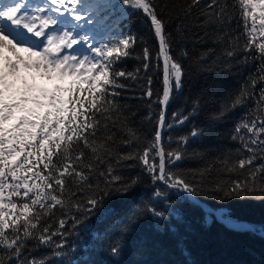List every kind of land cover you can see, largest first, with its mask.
<instances>
[{"label": "snow or ice", "instance_id": "6c2138e0", "mask_svg": "<svg viewBox=\"0 0 264 264\" xmlns=\"http://www.w3.org/2000/svg\"><path fill=\"white\" fill-rule=\"evenodd\" d=\"M195 9L199 15H194ZM233 10L243 24L240 34L232 28ZM134 13L142 16L157 42L154 56L134 33L116 30ZM101 31L107 33L106 42H95ZM257 36L264 38V0H186L171 6L157 0H0V264H51L33 254L41 248L51 249L58 264H81L76 253H88L107 241L105 231H93L87 223L97 212H102L100 219L111 218L117 231L106 248L117 264L144 213L153 234L174 239L176 250L186 258L190 212L202 213L205 223L215 219L231 230L264 238V222L242 220L229 208L201 206L198 201L184 209L160 188L154 189L152 199L163 207H105L113 201L126 204L140 185V175L121 174L133 167L152 184L162 182L180 193V203L198 194L219 204L264 201V39L258 41ZM77 44L91 54L60 55ZM198 46L203 50L193 56ZM122 58L141 65L126 72L116 67ZM153 60L163 87L152 101L160 111L157 130L148 140L136 126L137 113L115 97L120 95L116 89L127 87L121 77L136 80L141 71H149ZM235 65L251 67L211 119L219 121L229 112L246 109L232 129L231 139L239 147L235 156L224 153L188 180L181 172L188 158L186 146L204 130L194 126L176 139L175 148L170 146L172 137L165 147L162 131L195 117L200 97L185 101L191 109H178L171 123L166 120L167 107L182 96L190 67L224 72ZM33 71L40 79L59 83L48 88L37 84L35 75L30 82L24 73ZM147 83L151 85L150 77ZM84 93L87 96L81 98ZM144 95L153 96L151 87ZM148 107L145 119L151 120V104ZM69 220L71 232L66 227ZM73 233L77 239L65 251L66 237ZM148 242L142 237L137 251ZM83 264L93 262L86 257Z\"/></svg>", "mask_w": 264, "mask_h": 264}, {"label": "trees", "instance_id": "16d2710c", "mask_svg": "<svg viewBox=\"0 0 264 264\" xmlns=\"http://www.w3.org/2000/svg\"><path fill=\"white\" fill-rule=\"evenodd\" d=\"M185 2L186 0H157L158 4L168 3L170 6L182 5ZM171 11L172 9L170 8L169 12ZM199 11V9H195L194 15H199ZM233 16L235 20L233 21L232 28L236 34H240L244 29L243 24L238 23L241 19L238 11L233 10ZM257 28H259V25H257ZM116 30H122L124 34L134 33L146 42L153 56L155 55L157 42L151 37L148 26L143 22L140 14L134 13L131 16L130 22L128 20H122L117 25ZM106 35L107 33L105 32H98L95 42H106ZM257 39L259 41L264 38L257 36ZM243 41L244 37L241 36V43ZM92 42L94 41H90V43ZM139 50L140 43L138 41L137 51ZM202 50L203 47L198 46L193 51V56L198 55ZM140 65L141 62L138 60L122 58L116 67L126 72H133ZM152 65L147 73L141 71L136 80L121 77L120 82L127 85V87L116 89L120 95L115 97L118 103L131 106L137 113L136 126L140 130L141 137L148 140H151L152 134L157 130L156 119L160 111V106L152 103V101L156 99L157 93L163 87L162 73L154 67V60ZM250 67L251 65L246 69L243 65H235L231 71L224 72H221L219 69L198 71L194 67L189 68V75L185 81L183 94L179 100L170 102L168 105L166 120L168 123H171L172 114L178 109H182L187 113L191 109V104L185 103V101H190L197 96L200 97V111L184 125L174 126L171 129L165 128L162 131L165 147H169L168 137H172L173 142L170 146L175 148L177 146L175 143L176 139L180 136L187 135L194 126L204 130L199 138L191 139L186 146L188 158L181 165V172L185 175L186 179L192 180V172L204 169L209 164L214 163L224 153L232 152L235 156V149L239 147V143L231 139L232 129L245 115L246 109L238 108L234 112L227 113L225 118L219 121H213L211 117L219 111L225 96L229 92L234 91L238 84L242 83L243 79L248 75ZM149 77L151 78V85L147 83ZM55 83H59V81L52 83V86ZM148 87H151L153 92L151 98L144 95ZM85 96H87V93L82 94L81 98ZM149 104H151V120L145 119L150 112ZM128 163L133 162L129 161ZM121 174L125 178L140 175L141 183L129 195L126 204L113 201L106 204V208L116 207L118 211L121 208L128 211L134 205H138L141 209H143L145 204L163 207L162 204L152 199V193L156 188L167 190L170 201L178 207L188 209L189 205L195 201L193 197L192 200H185L182 203L178 202L177 198L181 195L180 193H177L173 189H166V186L162 182L152 184L149 177L146 174H142L138 167L124 168ZM213 175H216V173L214 172ZM203 187L206 188L207 186L205 185ZM195 198L207 204L201 205L199 203L201 206L226 207L231 209L234 217L256 223L264 222V201L262 200L237 199L228 201L225 204H219L205 194H198ZM60 216L61 214L57 213V218H60ZM101 216L102 212H97L87 223L93 226V231H105L107 233V241L88 253H76L75 258L80 260L81 264H83L86 257L93 264H106V262L107 264H117L115 259L106 251L107 242L117 235V231L115 226L112 225L111 218L100 219ZM190 218L191 230L187 233L186 240L190 256L187 258L181 256L176 250L174 239L167 235L156 236L153 234L151 222L147 213H144L138 223L136 232L129 237L127 248L118 264H176L177 261L182 262L185 259L191 260L192 264H264V238L258 235L231 230L215 219L210 223H205L202 213L199 211L190 212ZM66 227L70 232L72 231L71 220L68 221ZM142 237H148L149 242L141 251H137L138 241ZM66 239L65 251H69L70 246L73 245L77 237L73 233V235L67 236ZM33 254L37 255V257L43 256L51 264H58L51 249L41 248Z\"/></svg>", "mask_w": 264, "mask_h": 264}, {"label": "rangeland", "instance_id": "374dc122", "mask_svg": "<svg viewBox=\"0 0 264 264\" xmlns=\"http://www.w3.org/2000/svg\"><path fill=\"white\" fill-rule=\"evenodd\" d=\"M35 1H38V2H39V0H34V2H35ZM84 48L86 49V45L84 46ZM68 50H69V49H66L64 52H62L61 55L68 54V55H77V56L79 57L81 54H91L90 52H87V51L82 50V49H81V45H79V44H77V45H73V48L69 50L70 53H67ZM74 50H75V51H74ZM36 74H37V73H36L35 71H33V72H31V73H28V72H25V73H24V75H26V76L29 77L30 82H31V75L33 76V75H36ZM37 76H39V75L37 74ZM37 76H36V77H37ZM45 81L47 82L46 87H48V88L53 87V86H52V83L55 82V81H48V80H46V79H45ZM35 82H36V81H35ZM36 83H37V82H36Z\"/></svg>", "mask_w": 264, "mask_h": 264}, {"label": "bare ground", "instance_id": "6f19581e", "mask_svg": "<svg viewBox=\"0 0 264 264\" xmlns=\"http://www.w3.org/2000/svg\"><path fill=\"white\" fill-rule=\"evenodd\" d=\"M36 2H38V1H36ZM70 50V49H69ZM67 51V53H70V51ZM60 55H61V53H60ZM32 76V75H31ZM35 76H37V74L35 75ZM36 82H37V84H39V85H43V86H46L47 85V82L45 81V79H40V77L39 76H37V78H36Z\"/></svg>", "mask_w": 264, "mask_h": 264}, {"label": "water", "instance_id": "95a60500", "mask_svg": "<svg viewBox=\"0 0 264 264\" xmlns=\"http://www.w3.org/2000/svg\"><path fill=\"white\" fill-rule=\"evenodd\" d=\"M194 200L198 201L201 205H207L205 202H201V201L197 200L195 197H194Z\"/></svg>", "mask_w": 264, "mask_h": 264}]
</instances>
